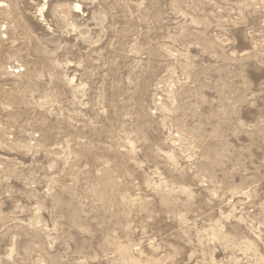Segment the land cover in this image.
Segmentation results:
<instances>
[{
	"label": "rangeland",
	"instance_id": "1",
	"mask_svg": "<svg viewBox=\"0 0 264 264\" xmlns=\"http://www.w3.org/2000/svg\"><path fill=\"white\" fill-rule=\"evenodd\" d=\"M0 264H264V0H0Z\"/></svg>",
	"mask_w": 264,
	"mask_h": 264
}]
</instances>
